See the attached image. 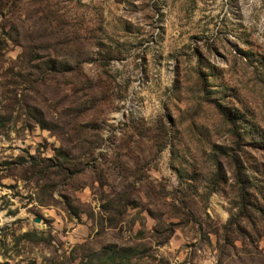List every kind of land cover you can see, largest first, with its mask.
Masks as SVG:
<instances>
[{"label":"rangeland","instance_id":"1","mask_svg":"<svg viewBox=\"0 0 264 264\" xmlns=\"http://www.w3.org/2000/svg\"><path fill=\"white\" fill-rule=\"evenodd\" d=\"M0 264H264V0H0Z\"/></svg>","mask_w":264,"mask_h":264},{"label":"trees","instance_id":"2","mask_svg":"<svg viewBox=\"0 0 264 264\" xmlns=\"http://www.w3.org/2000/svg\"><path fill=\"white\" fill-rule=\"evenodd\" d=\"M223 112V110H222ZM231 159H232V162H233V165H234V175H235V180L238 184V191H239V197L243 201H246L245 198V181H244V178H243V173H242V164H241V161L236 159L235 156H231ZM107 251H105L106 253ZM113 253V252H112ZM112 253H106V255H108V258H113V255H111Z\"/></svg>","mask_w":264,"mask_h":264},{"label":"water","instance_id":"3","mask_svg":"<svg viewBox=\"0 0 264 264\" xmlns=\"http://www.w3.org/2000/svg\"><path fill=\"white\" fill-rule=\"evenodd\" d=\"M34 220H37V217H35Z\"/></svg>","mask_w":264,"mask_h":264}]
</instances>
